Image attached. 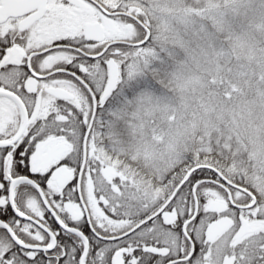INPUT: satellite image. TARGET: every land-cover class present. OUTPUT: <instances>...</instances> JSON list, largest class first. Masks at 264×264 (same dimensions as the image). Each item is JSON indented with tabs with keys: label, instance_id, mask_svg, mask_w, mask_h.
Here are the masks:
<instances>
[{
	"label": "snow or ice",
	"instance_id": "snow-or-ice-1",
	"mask_svg": "<svg viewBox=\"0 0 264 264\" xmlns=\"http://www.w3.org/2000/svg\"><path fill=\"white\" fill-rule=\"evenodd\" d=\"M0 264H264V0H0Z\"/></svg>",
	"mask_w": 264,
	"mask_h": 264
}]
</instances>
